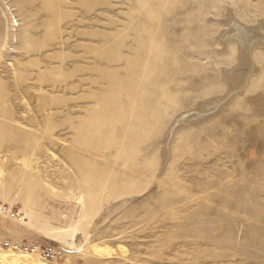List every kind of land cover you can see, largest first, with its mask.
<instances>
[{
    "label": "rangeland",
    "instance_id": "374dc122",
    "mask_svg": "<svg viewBox=\"0 0 264 264\" xmlns=\"http://www.w3.org/2000/svg\"><path fill=\"white\" fill-rule=\"evenodd\" d=\"M228 18L264 41V0H0L4 261L264 264V78L223 81Z\"/></svg>",
    "mask_w": 264,
    "mask_h": 264
},
{
    "label": "bare ground",
    "instance_id": "6f19581e",
    "mask_svg": "<svg viewBox=\"0 0 264 264\" xmlns=\"http://www.w3.org/2000/svg\"><path fill=\"white\" fill-rule=\"evenodd\" d=\"M226 25L231 32L229 34V32L227 31L229 35L228 36L226 35V37L223 38L222 41H224V43H227V44L234 43L232 45L233 46L232 50L234 51V53L236 55L235 60L238 62V66L243 67V68L246 67L248 69H247V71L246 70L240 71L238 69L236 71H226V72L224 71V73H221V76H222L223 81L229 87H231V85L233 86V84H235L234 86L235 87L237 86V88H239V90L241 91L247 85V79L249 77L253 78V77L257 76V72L259 74H262V76L264 78V41H259V42H255V43L253 41H251L252 39H251V36L248 34L249 32L247 33L245 28L237 25V23L233 22L230 18H228ZM257 50L261 51V60L259 63L257 62V60L255 61V59H257L255 51H257ZM259 54L260 53H258V55ZM258 59H260V58H258ZM256 62L258 63V66H257ZM219 102L220 101H217V103H219ZM214 105H215V103H214ZM200 116H202V115H200ZM189 119L186 116H183V117H181L179 122H181L182 124H188L189 122H191ZM171 133H172V131L170 132V134ZM5 254L8 255L9 252L0 254V264H21L20 262H23L24 260H26L25 258L29 257V256L21 254V253H16V254L12 253L15 260H18L19 263H13V262L7 263L6 261L3 260L4 259L3 256ZM37 264H47V263L44 261V259L39 258Z\"/></svg>",
    "mask_w": 264,
    "mask_h": 264
}]
</instances>
